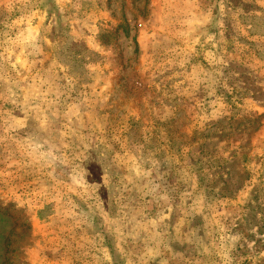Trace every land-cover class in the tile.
Masks as SVG:
<instances>
[{
	"label": "rangeland",
	"instance_id": "374dc122",
	"mask_svg": "<svg viewBox=\"0 0 264 264\" xmlns=\"http://www.w3.org/2000/svg\"><path fill=\"white\" fill-rule=\"evenodd\" d=\"M0 264H264V0H0Z\"/></svg>",
	"mask_w": 264,
	"mask_h": 264
}]
</instances>
